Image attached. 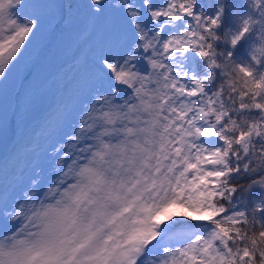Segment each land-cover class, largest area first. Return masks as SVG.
Instances as JSON below:
<instances>
[{"label": "snow or ice", "instance_id": "obj_1", "mask_svg": "<svg viewBox=\"0 0 264 264\" xmlns=\"http://www.w3.org/2000/svg\"><path fill=\"white\" fill-rule=\"evenodd\" d=\"M80 15L93 80L0 196V264H264V0H0V88Z\"/></svg>", "mask_w": 264, "mask_h": 264}, {"label": "rangeland", "instance_id": "obj_2", "mask_svg": "<svg viewBox=\"0 0 264 264\" xmlns=\"http://www.w3.org/2000/svg\"><path fill=\"white\" fill-rule=\"evenodd\" d=\"M86 27L83 15L71 27L55 31L46 24L40 37L28 46L22 65L20 62V66L34 72L26 99L18 102L17 96L23 75L19 80L11 76L19 64L12 70L6 89L0 88V196L5 192L11 196L18 182L27 179L34 164L46 166L43 140L37 138L30 148L28 145L50 108L61 100L78 103L86 95L93 80L91 59L105 39L104 29L98 28L93 34L91 30L85 31Z\"/></svg>", "mask_w": 264, "mask_h": 264}, {"label": "trees", "instance_id": "obj_3", "mask_svg": "<svg viewBox=\"0 0 264 264\" xmlns=\"http://www.w3.org/2000/svg\"><path fill=\"white\" fill-rule=\"evenodd\" d=\"M22 72V70L21 69H17L15 72H13V74L11 75V76H15V77H17V75L18 74H20ZM10 76V75H9ZM243 183V182H242Z\"/></svg>", "mask_w": 264, "mask_h": 264}]
</instances>
